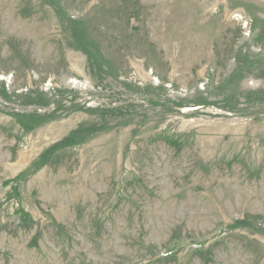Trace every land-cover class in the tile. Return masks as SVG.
Instances as JSON below:
<instances>
[{"label": "rangeland", "instance_id": "1", "mask_svg": "<svg viewBox=\"0 0 264 264\" xmlns=\"http://www.w3.org/2000/svg\"><path fill=\"white\" fill-rule=\"evenodd\" d=\"M0 264H264V0H0Z\"/></svg>", "mask_w": 264, "mask_h": 264}]
</instances>
